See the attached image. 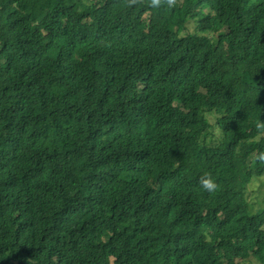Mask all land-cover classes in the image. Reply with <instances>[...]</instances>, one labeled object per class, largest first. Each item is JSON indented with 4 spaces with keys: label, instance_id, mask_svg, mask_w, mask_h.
<instances>
[{
    "label": "trees",
    "instance_id": "obj_1",
    "mask_svg": "<svg viewBox=\"0 0 264 264\" xmlns=\"http://www.w3.org/2000/svg\"><path fill=\"white\" fill-rule=\"evenodd\" d=\"M261 120L264 0H0V264H264Z\"/></svg>",
    "mask_w": 264,
    "mask_h": 264
},
{
    "label": "rangeland",
    "instance_id": "obj_2",
    "mask_svg": "<svg viewBox=\"0 0 264 264\" xmlns=\"http://www.w3.org/2000/svg\"><path fill=\"white\" fill-rule=\"evenodd\" d=\"M193 30V25L191 23L186 24V32H190ZM185 33L182 32V35ZM207 119L209 123L211 124V129L209 133V137L207 140L211 142H217L220 138V134L218 132V129L216 126H214L215 123V117L214 115H208ZM245 195L249 203V208L252 213H255L256 210L262 207L261 202V196L263 195L264 191V174L258 178H253L249 184H247L244 188ZM248 264H256L253 258L247 259ZM110 264V263H109Z\"/></svg>",
    "mask_w": 264,
    "mask_h": 264
},
{
    "label": "clouds",
    "instance_id": "obj_3",
    "mask_svg": "<svg viewBox=\"0 0 264 264\" xmlns=\"http://www.w3.org/2000/svg\"><path fill=\"white\" fill-rule=\"evenodd\" d=\"M133 2H135V0H133ZM161 2L162 0H153V5L159 6ZM163 2H166L169 6H172L175 3V0H163ZM256 129L258 134L264 135V120L256 122ZM261 159H264V154H261ZM199 183L201 187L209 193L214 192L219 188V185L212 178L210 173H204V175L201 176Z\"/></svg>",
    "mask_w": 264,
    "mask_h": 264
}]
</instances>
